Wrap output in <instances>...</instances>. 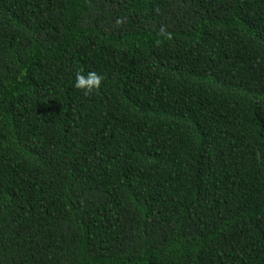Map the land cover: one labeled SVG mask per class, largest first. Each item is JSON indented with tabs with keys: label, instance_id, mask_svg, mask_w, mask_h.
<instances>
[{
	"label": "trees",
	"instance_id": "trees-1",
	"mask_svg": "<svg viewBox=\"0 0 264 264\" xmlns=\"http://www.w3.org/2000/svg\"><path fill=\"white\" fill-rule=\"evenodd\" d=\"M0 264H264V0H0Z\"/></svg>",
	"mask_w": 264,
	"mask_h": 264
},
{
	"label": "clouds",
	"instance_id": "clouds-1",
	"mask_svg": "<svg viewBox=\"0 0 264 264\" xmlns=\"http://www.w3.org/2000/svg\"><path fill=\"white\" fill-rule=\"evenodd\" d=\"M163 31V30H161ZM103 76L95 71L84 73L81 69L76 72L73 87L88 95L101 87Z\"/></svg>",
	"mask_w": 264,
	"mask_h": 264
}]
</instances>
